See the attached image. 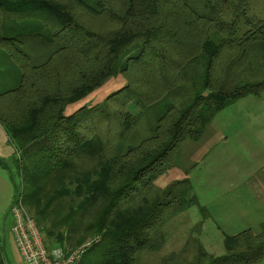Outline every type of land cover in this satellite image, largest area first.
Returning a JSON list of instances; mask_svg holds the SVG:
<instances>
[{"label": "trees", "instance_id": "trees-1", "mask_svg": "<svg viewBox=\"0 0 264 264\" xmlns=\"http://www.w3.org/2000/svg\"><path fill=\"white\" fill-rule=\"evenodd\" d=\"M247 8V0H128L119 16L107 0H0V59L13 86L0 92V126L19 176L9 172L11 204L21 197L47 250L95 237L78 264H137L138 253L164 245L166 210L197 201L174 193L185 181L158 189L155 180L215 115L264 91V20ZM117 75L124 86L101 104L64 114ZM223 247L213 256L190 237L162 264H257L264 224L225 236ZM6 258L0 246V264Z\"/></svg>", "mask_w": 264, "mask_h": 264}, {"label": "rangeland", "instance_id": "rangeland-1", "mask_svg": "<svg viewBox=\"0 0 264 264\" xmlns=\"http://www.w3.org/2000/svg\"><path fill=\"white\" fill-rule=\"evenodd\" d=\"M107 1L112 11L119 16L128 7V0ZM250 2L253 8L256 7L258 18L264 20V0ZM229 16L224 14L223 17L229 20ZM6 61L0 59V92L13 88L7 83ZM124 84L121 76H114L99 89L67 106L64 114L69 115L82 107L99 105ZM129 110L135 112V115L139 111L133 106ZM163 110L164 104L160 103L153 113H161ZM193 145L208 147L207 155L203 151L192 153ZM259 152L264 153V91L257 96L249 95L239 99L215 115L197 142L187 140L182 144L176 156V166L155 180L158 189L170 188L178 181H185L183 185L175 187L174 193L181 192L179 199L185 202L194 197L197 204L186 207L181 213H174L173 209L166 210L164 245L156 251L138 253L137 264H162L163 258L179 253L190 237L197 239L208 253L220 256L225 253L221 233L231 235L246 229H251L253 234L258 233L260 227L257 223L264 211H255L254 207L258 204L256 197L249 190H236L232 183L235 181H231L228 174L244 175L239 180L241 184H246L249 181L247 175L257 170L255 156ZM261 160L264 161V154ZM5 163L19 183L15 157L5 160ZM199 206L207 209L208 217L199 211ZM11 224L12 218L8 212L0 210V246L5 247L10 264H16L10 236ZM197 224H201L198 233L195 231ZM6 262L8 264L7 258ZM257 264H264V260Z\"/></svg>", "mask_w": 264, "mask_h": 264}, {"label": "built area", "instance_id": "built-area-1", "mask_svg": "<svg viewBox=\"0 0 264 264\" xmlns=\"http://www.w3.org/2000/svg\"><path fill=\"white\" fill-rule=\"evenodd\" d=\"M9 214L12 218L10 236L19 258L17 264H78L97 241L94 237L68 251L60 247L47 250L42 231L22 206L20 196L15 197Z\"/></svg>", "mask_w": 264, "mask_h": 264}, {"label": "crops", "instance_id": "crops-1", "mask_svg": "<svg viewBox=\"0 0 264 264\" xmlns=\"http://www.w3.org/2000/svg\"><path fill=\"white\" fill-rule=\"evenodd\" d=\"M248 2V8H247V15H250L254 19L261 20L258 18L256 13L258 12L256 7L253 8L252 3L250 0H247ZM195 146V148H194ZM199 151L205 152L204 155H207L209 148L206 146L198 147L196 145H193V152L192 153H197ZM263 152H259L256 154V162H257V170L254 171L252 175H247V179L249 181L245 184H241L239 177H243L244 175H239L237 174H228L230 177L231 181L234 184V187L236 190L244 189V190H249L252 195L256 197L257 200V205L254 207L256 212L264 211V161L261 159L263 158ZM15 157V150L13 146L9 143L8 138L0 126V159L5 160H10V158ZM9 170L5 167H2L0 165V210L3 211H9V207L11 205L12 199H13V184L10 180V175H9ZM205 208V207H204ZM206 209V208H205ZM249 210V209H248ZM207 211V209H206ZM208 213V212H207ZM8 215L10 216L9 212ZM208 217V215H207ZM211 218V216H209ZM264 224V215L260 216V220L257 223V225L260 227L259 232L261 231V226ZM228 228L230 227L229 225L227 226ZM246 230H251V229H246ZM245 231V230H244ZM241 232V231H240ZM238 232V233H240ZM258 232V233H259ZM236 233V234H238ZM256 233V234H258ZM223 235V240L225 236H234L236 234H231V235H225L224 233H221ZM223 244V243H222ZM14 248V247H13ZM224 248V247H223ZM15 250V249H14ZM211 254V253H210ZM215 256L214 254H212ZM15 257H16V264L18 263V254L15 250Z\"/></svg>", "mask_w": 264, "mask_h": 264}]
</instances>
